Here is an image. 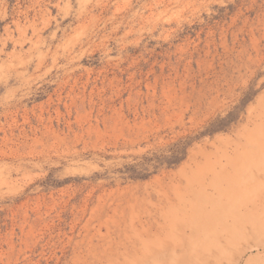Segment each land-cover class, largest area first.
I'll return each mask as SVG.
<instances>
[{"label": "rangeland", "instance_id": "rangeland-1", "mask_svg": "<svg viewBox=\"0 0 264 264\" xmlns=\"http://www.w3.org/2000/svg\"><path fill=\"white\" fill-rule=\"evenodd\" d=\"M0 264H264V0H0Z\"/></svg>", "mask_w": 264, "mask_h": 264}, {"label": "trees", "instance_id": "trees-1", "mask_svg": "<svg viewBox=\"0 0 264 264\" xmlns=\"http://www.w3.org/2000/svg\"><path fill=\"white\" fill-rule=\"evenodd\" d=\"M179 158H177L176 160H178Z\"/></svg>", "mask_w": 264, "mask_h": 264}]
</instances>
